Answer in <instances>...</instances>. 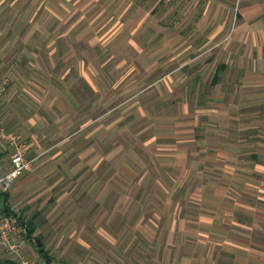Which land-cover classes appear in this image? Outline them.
Masks as SVG:
<instances>
[{
    "label": "rangeland",
    "instance_id": "374dc122",
    "mask_svg": "<svg viewBox=\"0 0 264 264\" xmlns=\"http://www.w3.org/2000/svg\"><path fill=\"white\" fill-rule=\"evenodd\" d=\"M260 1L264 0H0V81H7L0 95V120L6 129L20 135L29 147V157L37 155L39 146L49 144L59 156L37 166V176L28 189L4 186L3 191L9 193L13 212L34 219L36 235L54 257L52 264H86V249L94 264L128 261V245L118 239L129 229L131 213L137 215L133 204L144 198L135 201L131 195L146 183L148 188L160 185L152 178L140 180L141 173H157L159 166L148 154L151 146L145 150L142 145V137L170 134L165 140L171 141L177 135L192 134L188 126L195 123L196 113L179 115L180 106L171 99L178 94L183 71L191 77L186 90L193 88L195 75L200 73L202 92L217 62H257L254 37L248 45L223 44L237 29L246 41L249 29L256 26L259 7L254 4ZM213 27L220 29L215 47L210 41ZM184 64L188 66L180 71ZM155 81L162 83L158 85L162 96L155 91L140 94ZM187 95L190 93L185 92V98ZM196 95L188 102L191 111ZM137 101L142 107L149 103L148 114L172 115L173 122H169L184 125L182 130L140 134L152 122L156 127L163 122L145 119ZM83 110L87 112L82 117ZM103 111L100 121L105 120L107 161L105 180L100 183L106 194L99 197L98 164L90 163L87 168L81 162V151L88 139L86 130L97 124ZM88 121L90 126L82 128ZM249 121L258 122L259 117L251 115ZM90 135L97 139L99 133L91 131ZM115 145H119L116 150ZM114 159L119 163L115 165ZM128 168L140 177H127ZM88 169L90 179L86 180L82 176ZM101 199L104 235L96 226ZM28 239L23 264H46L33 239ZM19 263L0 244V264Z\"/></svg>",
    "mask_w": 264,
    "mask_h": 264
},
{
    "label": "crops",
    "instance_id": "0c3cea01",
    "mask_svg": "<svg viewBox=\"0 0 264 264\" xmlns=\"http://www.w3.org/2000/svg\"><path fill=\"white\" fill-rule=\"evenodd\" d=\"M260 2L254 4L259 7L255 15L256 26L249 29L246 41L241 39L242 31L237 29L236 33L234 31L231 34V39L225 44L222 43L225 46L237 43L248 45L254 37L258 52L257 62L247 60L245 63H237L232 59L217 62L214 71L205 80L203 87L205 91L202 92L198 83L200 73L197 75H195L197 71L193 73L197 76L192 82L193 88L186 90L185 85L190 82L191 77L186 76L183 71L179 77L181 86L177 88V97L171 96V99L180 106L179 115L190 116L196 113L195 123L188 126L192 134L190 136L180 134L171 141L165 140L171 137L170 134L142 137V145L145 146V150L151 146L148 147V154L153 163L159 166L156 168L157 173H150L151 175L147 172L141 173L140 180L152 178L160 181V185L148 188L146 183L144 187L136 188L133 194L130 191L135 201L140 197L144 198L140 203L137 201L133 204L137 209V215L131 213L132 218L127 226L129 229L123 230L118 239L122 244L128 245L125 249L129 252L128 261L124 264H264V1ZM244 16L242 19H245ZM219 30L216 27L211 30L210 41L214 42L213 47L217 46L216 37L220 34ZM185 64L180 67V71L188 66ZM157 81L140 94L147 95L155 91L162 96L161 90L158 91V85L162 83ZM89 83L88 80V87L92 89L93 86ZM6 84V80L0 81V85L4 86L0 95L5 91ZM185 92L190 93L186 98ZM195 94L197 99L191 111L188 109V102H193L192 95ZM137 96L138 93L134 94V98L137 99ZM106 98L103 93V102ZM101 103L102 100L98 101L97 106ZM147 104L146 107L138 105L144 118L151 120L153 117L155 121H159L160 118L163 123L161 127H156L152 122L150 126L153 128L148 130L150 126H145L138 131L140 134L155 130L165 133L174 129L182 130L181 127L184 125L175 126L169 122L170 120L173 122L174 118L170 114L162 113L160 114L162 116H155L150 111L151 114H148L151 106ZM84 106L90 107L89 103ZM84 111L86 110H83L82 117L87 112ZM102 115H105V111L98 116L97 124L86 130L88 139L81 151V162L86 163L87 168H90V163L98 164L96 171L99 197L106 194L104 184L100 183L101 179L102 182L105 180L104 166L107 161L106 138L103 137L106 126L105 120L100 121ZM251 115L258 116L259 121L251 124L249 121ZM0 123L2 124L1 120ZM88 123L89 121L82 128L89 127ZM114 130L116 132L120 129ZM91 131L99 133L97 139L89 137ZM157 136H161L158 142ZM28 148L25 145V155L32 160L30 169L15 180L0 185L2 208L5 203L13 211L8 204L9 193L3 191L4 186L12 188L25 186L28 189L33 178L37 176L35 171L37 166L48 164L59 157L52 144L48 147L39 146V152L33 157L27 155ZM114 148L116 150L119 145H115ZM251 148L254 150L251 151ZM11 152V147L0 143V177L11 168ZM94 153L96 157L91 158ZM68 154L72 160L73 155L70 152ZM113 162L115 165L119 163L116 159ZM128 169L129 172L125 170L128 173L127 177L131 179L140 177L131 168ZM90 173L88 169L82 178L87 177L86 180H89ZM102 200L101 203L100 200L97 203L96 226L98 233L101 229L104 235V226L100 225L103 223V220L100 222V218H103ZM115 209L120 210L118 205ZM142 211L147 213L141 214ZM36 213L37 211L34 215ZM20 217L26 220L29 229L32 230L33 239L39 240L42 247L48 251L52 264L54 257L51 252L49 253L43 238L36 235L37 226L34 219L22 213ZM114 241L117 242L115 238ZM85 253L86 256L83 258L86 264H94L90 262L91 254L88 249ZM38 254L48 264L39 252Z\"/></svg>",
    "mask_w": 264,
    "mask_h": 264
},
{
    "label": "built area",
    "instance_id": "2783aa9c",
    "mask_svg": "<svg viewBox=\"0 0 264 264\" xmlns=\"http://www.w3.org/2000/svg\"><path fill=\"white\" fill-rule=\"evenodd\" d=\"M3 90L4 86L0 85V93ZM0 143L12 149L10 155L11 168L0 177L1 185L15 180L26 170L30 169L32 160L28 159L25 155V145L20 140V135L7 130L1 123ZM28 241V225L26 220L20 217V214H8L4 212L0 205V244L14 258L20 260L19 264H23V249Z\"/></svg>",
    "mask_w": 264,
    "mask_h": 264
},
{
    "label": "trees",
    "instance_id": "16d2710c",
    "mask_svg": "<svg viewBox=\"0 0 264 264\" xmlns=\"http://www.w3.org/2000/svg\"><path fill=\"white\" fill-rule=\"evenodd\" d=\"M5 195H7V194H5ZM3 211L8 213V214L14 213L13 211H11L8 208V206L5 205V203L3 204ZM28 238H32V239L34 238L32 236V230H30L29 227H28ZM33 241L35 243V246L37 247V251L47 260V263L50 264L51 257L49 256L48 251L42 247V244L40 243L39 240L33 239Z\"/></svg>",
    "mask_w": 264,
    "mask_h": 264
}]
</instances>
